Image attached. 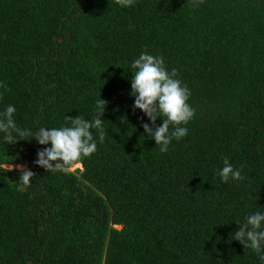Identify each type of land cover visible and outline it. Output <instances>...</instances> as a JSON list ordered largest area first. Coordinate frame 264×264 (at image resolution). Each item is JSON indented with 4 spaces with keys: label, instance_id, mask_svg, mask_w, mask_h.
<instances>
[{
    "label": "trees",
    "instance_id": "trees-1",
    "mask_svg": "<svg viewBox=\"0 0 264 264\" xmlns=\"http://www.w3.org/2000/svg\"><path fill=\"white\" fill-rule=\"evenodd\" d=\"M145 50L192 93L167 153L132 108ZM0 83L22 128L108 102L105 142L68 172L39 166L32 137H0V264H260L231 234L264 211V0H0ZM225 158L243 181L222 182Z\"/></svg>",
    "mask_w": 264,
    "mask_h": 264
},
{
    "label": "clouds",
    "instance_id": "clouds-1",
    "mask_svg": "<svg viewBox=\"0 0 264 264\" xmlns=\"http://www.w3.org/2000/svg\"><path fill=\"white\" fill-rule=\"evenodd\" d=\"M115 3L121 8H130L136 0H115ZM130 69L133 73L130 80V95L134 98L132 108L141 110L148 117L150 123L143 124L146 135L155 140L161 153H167L174 139L179 141L188 135L186 125L195 116V109L189 103L191 90L178 78L177 69L169 71L162 54L154 55L145 50L131 61ZM0 87L4 85L0 83ZM107 104L100 97L95 104V115L90 119L83 115L66 116L60 127L37 126L35 129L20 127L15 118L17 109L9 104L0 111V137L8 144L20 140L19 137H32L46 146L37 153L39 166L48 171L68 172L73 163L91 157L98 150V144L105 142ZM158 119L162 124H157ZM127 122L125 114L121 123ZM20 166L12 164L9 169L16 171L15 168ZM78 166L82 169L81 164ZM217 175L225 184L245 179L242 167H236L228 158L224 159L223 167L217 169ZM33 177L31 170L23 171L20 182L27 186ZM238 225L239 229L231 234V239L239 241L246 250L251 249L260 264H264V211L250 213L245 217V223Z\"/></svg>",
    "mask_w": 264,
    "mask_h": 264
},
{
    "label": "rangeland",
    "instance_id": "rangeland-1",
    "mask_svg": "<svg viewBox=\"0 0 264 264\" xmlns=\"http://www.w3.org/2000/svg\"><path fill=\"white\" fill-rule=\"evenodd\" d=\"M8 168H11V166L8 167ZM24 169H26V167H24V166H20V167L15 168L16 171L24 170ZM77 169H81V167L78 166V165H76V166H74V167L72 168V171H75V170H77ZM120 229H121V228H120Z\"/></svg>",
    "mask_w": 264,
    "mask_h": 264
},
{
    "label": "water",
    "instance_id": "water-1",
    "mask_svg": "<svg viewBox=\"0 0 264 264\" xmlns=\"http://www.w3.org/2000/svg\"><path fill=\"white\" fill-rule=\"evenodd\" d=\"M62 41V40H61Z\"/></svg>",
    "mask_w": 264,
    "mask_h": 264
}]
</instances>
